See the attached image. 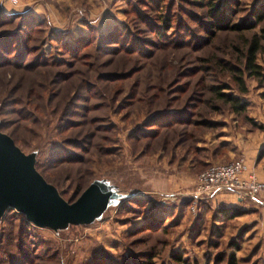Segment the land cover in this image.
Returning <instances> with one entry per match:
<instances>
[{
    "label": "rangeland",
    "instance_id": "obj_1",
    "mask_svg": "<svg viewBox=\"0 0 264 264\" xmlns=\"http://www.w3.org/2000/svg\"><path fill=\"white\" fill-rule=\"evenodd\" d=\"M183 1L152 0V12L138 0H0V15L20 14L0 26L1 47L15 50H0V62H9L0 67V133L63 202L87 205L40 228L5 210L0 264H174V255L187 264H225L231 254L237 264H264V196L216 191L196 200L193 212L183 207L195 199L194 177L205 167L264 159V85L244 78L240 93L217 63L241 67L264 21L202 45L186 17L202 20V12ZM261 3L236 0L232 21ZM170 4L172 23L182 20L188 32L172 38V26L155 39L149 26ZM21 20L38 27L26 40L17 32ZM113 32L129 33L142 50L110 43ZM12 33L17 38L6 41ZM21 45L29 50L24 64L45 63L16 68L10 62ZM256 63L264 69V55ZM129 71L123 80L104 78ZM223 84L242 111L214 97L211 87ZM220 208L239 214L227 220Z\"/></svg>",
    "mask_w": 264,
    "mask_h": 264
},
{
    "label": "trees",
    "instance_id": "obj_2",
    "mask_svg": "<svg viewBox=\"0 0 264 264\" xmlns=\"http://www.w3.org/2000/svg\"><path fill=\"white\" fill-rule=\"evenodd\" d=\"M129 0H125L126 3H128ZM140 4H142L144 7L149 9L150 11L154 12V7L152 0H138ZM186 6H189L191 9L198 10L202 12V20L197 17L195 14L187 13L186 17H188L193 24L196 25V27L199 29V31L203 34V37H193V40L196 42H200V44H205L206 42H209L210 39H212L216 33L218 32H233V33H239L242 31H250L253 30L256 26L259 24L263 23L264 21V0H261V5L259 8H253L252 10L249 11L248 17L243 18L241 20H238L236 22L232 21L233 17V11L236 6V0H185L183 1ZM173 5L170 4L168 6L167 12H165V15L160 19L159 22L160 25H158L157 21H153V23L149 26L151 29L150 33L152 37L155 39L163 38L165 36V33L174 26V35L172 38L180 37L182 34V28L187 29V26L184 25L182 20L176 19L175 23H172L176 16L174 15V11H172ZM137 16V15H136ZM20 14H12V15H0V26L7 25L9 24L8 20L9 19H14V18H19ZM31 19H35V17L32 15L29 16ZM138 22H139V17L137 16ZM34 21V20H33ZM32 20L29 21V23L21 20L19 27L17 29V32H22L25 37L23 39L28 38V34L30 30L38 28L36 27V22H33ZM143 22V21H142ZM174 24V25H172ZM146 25V23H145ZM26 29L24 32L21 30ZM136 32H138L136 30ZM260 35L259 36H253L248 42L246 49L243 53V63L241 64V67H237L231 64H227L225 61H218V65H220L221 68L225 69L229 73V79L230 81L237 87V91L240 93L245 92V87L243 84V79L244 78H253L256 80L258 83L264 85V69L260 65L256 63V56L258 54L264 55V45L261 44V40H264V28L259 29ZM138 34V33H137ZM189 35H187L188 37ZM191 33L190 36L191 37ZM7 37H10V39H7L6 41H13L14 39L17 38L16 33H12L11 35H5L4 38L6 39ZM188 37V38H189ZM108 41L110 43H115L117 45H122L125 43V46L122 47L124 49L123 51H131V52H139L142 50L141 48L137 47L136 42H138V39L134 38L132 35L129 33H120V32H113L107 37ZM9 44V43H7ZM198 43V45H200ZM143 45H146V43ZM149 45V44H147ZM154 45V44H152ZM150 45V46H152ZM197 45V46H198ZM201 45V46H202ZM0 50L3 53H7L8 50L6 47H1L0 45ZM25 48V45H21V50L18 53V56L16 57L15 62H10L11 64H14L16 68H28V69H33L34 67H38L39 65L44 64L45 62L42 61V63H37V61H32L30 63H25V58L29 54V50ZM109 51H115V49L109 48ZM15 50L7 53V55H12ZM73 59L77 58V55L74 54ZM1 61V60H0ZM9 62L3 61L0 62V67H2L4 64H7ZM25 68V69H26ZM130 75H132V71H129L123 75H117V74H109L105 75V79L108 81H118V80H123L128 78ZM211 90L213 91L214 97L222 102L223 104H228L231 108V110L235 113L242 111L245 108L244 103H241L235 96L232 95V93L227 92L224 93L223 91L225 90H230V85L228 84H223L220 86H214L211 87ZM261 97L264 99V93L261 94ZM204 125H207V123H203ZM260 156V153L258 154ZM210 166V165H209ZM208 167V166H207ZM205 167V169L207 168ZM34 169V168H33ZM35 170V169H34ZM204 170V169H203ZM202 170V171H203ZM36 171V170H35ZM201 172V171H200ZM41 178L42 176L36 172ZM43 181L44 178H42ZM45 183H47L45 181ZM48 184V183H47ZM49 185V184H48ZM51 186V185H49ZM52 187V186H51ZM52 189H54L52 187ZM62 201L63 199L56 194ZM192 201H188L183 207L185 210L190 212V207ZM70 204V203H67ZM198 204H201V202L195 203L197 206ZM238 212L236 210H229L226 208H220L218 211V216H221V218L230 220L238 216ZM20 215V214H19ZM22 216V215H21ZM25 223V222H24ZM40 228V227H36ZM172 262L174 264H187L186 261L181 260L180 257L177 255L172 256ZM225 264H237L236 259L234 255H229L227 257V260Z\"/></svg>",
    "mask_w": 264,
    "mask_h": 264
},
{
    "label": "water",
    "instance_id": "obj_3",
    "mask_svg": "<svg viewBox=\"0 0 264 264\" xmlns=\"http://www.w3.org/2000/svg\"><path fill=\"white\" fill-rule=\"evenodd\" d=\"M76 200L63 202L36 171L29 167L12 140L0 133V217L7 209L34 227L71 220L86 208Z\"/></svg>",
    "mask_w": 264,
    "mask_h": 264
},
{
    "label": "built area",
    "instance_id": "obj_4",
    "mask_svg": "<svg viewBox=\"0 0 264 264\" xmlns=\"http://www.w3.org/2000/svg\"><path fill=\"white\" fill-rule=\"evenodd\" d=\"M8 1L11 5L17 4V0ZM216 191H231L248 198L264 196V180L256 178L243 158L210 165L194 177L195 199L190 211L193 212L196 200Z\"/></svg>",
    "mask_w": 264,
    "mask_h": 264
},
{
    "label": "crops",
    "instance_id": "obj_5",
    "mask_svg": "<svg viewBox=\"0 0 264 264\" xmlns=\"http://www.w3.org/2000/svg\"><path fill=\"white\" fill-rule=\"evenodd\" d=\"M255 157L251 159L247 156L246 164L258 180H264V159L256 160Z\"/></svg>",
    "mask_w": 264,
    "mask_h": 264
}]
</instances>
